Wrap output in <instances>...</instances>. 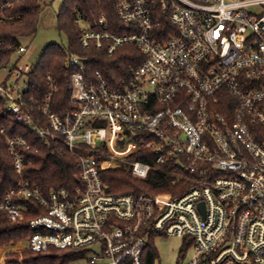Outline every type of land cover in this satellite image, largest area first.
I'll list each match as a JSON object with an SVG mask.
<instances>
[{"label": "built area", "instance_id": "1", "mask_svg": "<svg viewBox=\"0 0 264 264\" xmlns=\"http://www.w3.org/2000/svg\"><path fill=\"white\" fill-rule=\"evenodd\" d=\"M112 1L114 18L76 8L75 25L83 48L110 56L123 46L141 49L145 61L124 89L113 90L101 73L88 79L86 63L72 56L73 109L61 116L50 75L47 96H29L36 65L20 61L33 37L17 48L20 61L0 68L8 118L49 152L76 156L80 171L73 192L45 194L24 178L33 162L26 153L39 148L2 129L21 179L0 202V216L25 221L27 199L44 211L30 222L34 236L4 249L82 253L69 264H143L151 242L171 236L194 248L190 261L177 264H264V0ZM10 6L1 5L0 26L14 21L5 14ZM224 93L233 105L223 104ZM140 149L158 165L175 161L193 187L176 199L109 193L103 170L126 166L136 178L149 177L150 164L131 160Z\"/></svg>", "mask_w": 264, "mask_h": 264}, {"label": "trees", "instance_id": "2", "mask_svg": "<svg viewBox=\"0 0 264 264\" xmlns=\"http://www.w3.org/2000/svg\"><path fill=\"white\" fill-rule=\"evenodd\" d=\"M9 2L12 6L6 9L5 14L14 18V21L0 26V68L8 64L17 63L22 59L16 55L17 48L22 44L23 38L35 37L44 11L42 0H0ZM79 8L84 15L94 13L99 16L107 13L115 17V5L112 0H65V4L59 10L58 32L67 38L66 45L53 43L48 45L34 62L36 69L28 75L30 87L29 96H35L43 100L48 93L49 84L47 76L56 79L59 91L53 97L52 106L61 116L70 112L73 107L70 101L71 75L76 70L69 62L72 56H77L86 63L88 79L94 80L98 74L107 79L113 90H122L131 81L134 70L140 67L145 56L140 48L130 45L119 48L110 56L105 48H83L80 43L81 32L75 25V9ZM16 57V58H15ZM15 58V59H14ZM223 104H232L231 95L224 93ZM4 98L0 97V202L6 194L18 184L21 177L15 172L13 157L3 136L5 129L10 136L22 135L26 137L39 153L30 151L26 157L33 162L25 169V177L33 186L41 188L45 194L51 189L63 188L69 191L80 186L79 161L76 156L63 148L62 152H49L42 141H37L29 132V129L14 123L8 118V113L3 109ZM227 113L222 107L218 110ZM131 160H138L151 165L149 177L145 180L136 178L126 166L118 169L103 170L102 180L109 193L119 196L131 193L145 194L147 196H167L170 199L179 198L192 187L191 176L186 170L177 166L176 162H166L164 165L156 163L157 157L152 151L140 149ZM29 209L26 220L22 222H10L6 215L0 216V249L10 247L19 241L26 240L35 235L30 227V222L35 217L44 213L37 211V201L27 199L25 201ZM34 209V210H33ZM187 250V246L184 247ZM158 249L151 242L146 252L143 264H151L153 257L158 256ZM82 253L70 249L50 248L42 253H36L31 249L24 252L9 253L5 264H69L81 258Z\"/></svg>", "mask_w": 264, "mask_h": 264}, {"label": "rangeland", "instance_id": "3", "mask_svg": "<svg viewBox=\"0 0 264 264\" xmlns=\"http://www.w3.org/2000/svg\"><path fill=\"white\" fill-rule=\"evenodd\" d=\"M44 5V11L41 15V22L38 26L37 35L33 37L32 43L30 45V56L23 58L20 64L32 63L38 61L40 55L43 53L45 48L53 43L60 45H66L67 38L64 34L58 32L57 15L59 10L65 4V0H42ZM29 38H23L22 44H26ZM16 58V57H15ZM14 58V59H15ZM16 60H13L15 62ZM156 246L159 252V263L158 264H177L182 263V261H190L194 254V248L188 247L185 252H182L184 241L181 238L166 236L156 242ZM13 250L18 251L19 248L15 247ZM14 251H8L4 248L0 249V264H5L6 256ZM183 257V258H182ZM182 258V259H181Z\"/></svg>", "mask_w": 264, "mask_h": 264}, {"label": "water", "instance_id": "4", "mask_svg": "<svg viewBox=\"0 0 264 264\" xmlns=\"http://www.w3.org/2000/svg\"><path fill=\"white\" fill-rule=\"evenodd\" d=\"M200 207L204 210V204L203 203L200 204Z\"/></svg>", "mask_w": 264, "mask_h": 264}]
</instances>
